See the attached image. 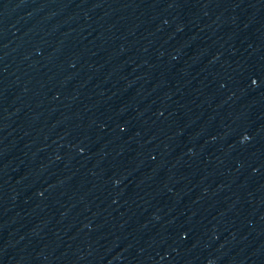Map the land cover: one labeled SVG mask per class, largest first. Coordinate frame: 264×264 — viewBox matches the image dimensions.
I'll return each mask as SVG.
<instances>
[{"label": "water", "instance_id": "95a60500", "mask_svg": "<svg viewBox=\"0 0 264 264\" xmlns=\"http://www.w3.org/2000/svg\"><path fill=\"white\" fill-rule=\"evenodd\" d=\"M0 264H264V0H0Z\"/></svg>", "mask_w": 264, "mask_h": 264}]
</instances>
